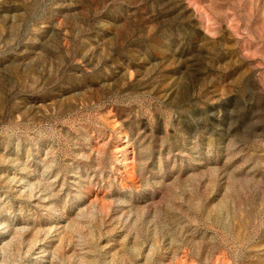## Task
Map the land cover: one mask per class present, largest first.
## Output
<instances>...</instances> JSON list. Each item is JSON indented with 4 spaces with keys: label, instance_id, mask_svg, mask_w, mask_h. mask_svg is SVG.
<instances>
[{
    "label": "rangeland",
    "instance_id": "1",
    "mask_svg": "<svg viewBox=\"0 0 264 264\" xmlns=\"http://www.w3.org/2000/svg\"><path fill=\"white\" fill-rule=\"evenodd\" d=\"M0 264H264V0H0Z\"/></svg>",
    "mask_w": 264,
    "mask_h": 264
}]
</instances>
